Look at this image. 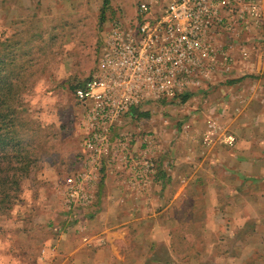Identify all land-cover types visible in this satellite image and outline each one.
Wrapping results in <instances>:
<instances>
[{
  "label": "crops",
  "instance_id": "0c3cea01",
  "mask_svg": "<svg viewBox=\"0 0 264 264\" xmlns=\"http://www.w3.org/2000/svg\"><path fill=\"white\" fill-rule=\"evenodd\" d=\"M242 39L251 58L181 104L189 131L174 127L162 141L160 125L149 190L137 195L124 173L108 171L79 219L63 212L66 231L50 221L58 205L47 199L0 215V264H264V24ZM210 122L233 132L235 145H203Z\"/></svg>",
  "mask_w": 264,
  "mask_h": 264
},
{
  "label": "built area",
  "instance_id": "2783aa9c",
  "mask_svg": "<svg viewBox=\"0 0 264 264\" xmlns=\"http://www.w3.org/2000/svg\"><path fill=\"white\" fill-rule=\"evenodd\" d=\"M134 18H113L97 64L75 90L83 107L79 118L82 153L60 185L63 210L80 218L93 206L105 173L125 174L137 195L154 184L163 151L156 131L125 118L183 96L232 74L251 58L246 33L264 24V0H136ZM239 56V57H238ZM189 124H183L186 132ZM202 144L229 146L236 136L217 122L202 133ZM88 238H84L87 241Z\"/></svg>",
  "mask_w": 264,
  "mask_h": 264
},
{
  "label": "rangeland",
  "instance_id": "374dc122",
  "mask_svg": "<svg viewBox=\"0 0 264 264\" xmlns=\"http://www.w3.org/2000/svg\"><path fill=\"white\" fill-rule=\"evenodd\" d=\"M17 1L0 0V42L3 43L0 49L18 59L27 50L29 56L25 59H32L26 71L32 89L24 94V98L29 102L32 116L45 126L41 132L43 138L46 137L41 146L46 151V159L37 162L23 181L24 202L4 216L7 220L10 215L28 214L29 208L38 200H51L58 205L56 214L59 215L50 221L66 231L71 225L66 223L60 184H57L68 167H75L79 162V118L83 107L74 89L96 66L113 18L122 15L120 9L124 14L122 17H135L136 0H42L39 4L38 0H23L21 8L16 6ZM24 71L20 69L21 74ZM184 102L183 99L164 100L139 109L149 112V117L135 120L126 117L124 127L139 121L145 130L158 133L162 125L166 131L162 141H167L172 138L174 127H182L183 131V124L188 122L180 119L188 116L187 106H181ZM203 132L204 129L200 131ZM53 174H57L55 184L49 177ZM46 229L52 231L47 226Z\"/></svg>",
  "mask_w": 264,
  "mask_h": 264
},
{
  "label": "trees",
  "instance_id": "16d2710c",
  "mask_svg": "<svg viewBox=\"0 0 264 264\" xmlns=\"http://www.w3.org/2000/svg\"><path fill=\"white\" fill-rule=\"evenodd\" d=\"M28 56L27 50L18 59L0 49V215L23 202V181L37 162L46 159L41 146L45 126L32 116L24 98L32 89L26 72L32 62L31 58L25 59ZM19 68L25 71L21 74ZM188 98L183 96V101ZM131 113L149 117V112H140L136 107Z\"/></svg>",
  "mask_w": 264,
  "mask_h": 264
}]
</instances>
